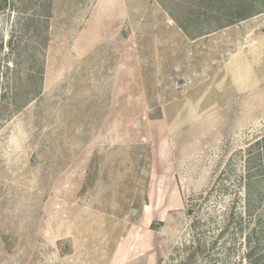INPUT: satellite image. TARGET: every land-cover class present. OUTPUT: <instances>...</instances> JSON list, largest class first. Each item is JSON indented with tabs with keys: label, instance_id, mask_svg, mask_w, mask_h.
Wrapping results in <instances>:
<instances>
[{
	"label": "rangeland",
	"instance_id": "374dc122",
	"mask_svg": "<svg viewBox=\"0 0 264 264\" xmlns=\"http://www.w3.org/2000/svg\"><path fill=\"white\" fill-rule=\"evenodd\" d=\"M209 1L0 0V264H264V0Z\"/></svg>",
	"mask_w": 264,
	"mask_h": 264
},
{
	"label": "trees",
	"instance_id": "16d2710c",
	"mask_svg": "<svg viewBox=\"0 0 264 264\" xmlns=\"http://www.w3.org/2000/svg\"><path fill=\"white\" fill-rule=\"evenodd\" d=\"M249 0H210L209 2L213 3V6H215L217 8V10H221L222 12H224L225 10L230 11L231 9H236V16L230 18L231 21L229 24H233L236 22H240L243 21L251 16H254L255 14H258L259 11H250L247 12V7L249 5ZM211 3V4H212ZM257 12V13H256ZM230 14H233L232 12H230ZM259 142H257L258 144ZM251 180L247 181L246 185H245V192H246V202H247V210L249 211V206L252 202V200L254 201V199L258 200V196H257V192L256 190L253 189L252 184H251ZM191 210L188 209L187 210V215L191 214Z\"/></svg>",
	"mask_w": 264,
	"mask_h": 264
}]
</instances>
